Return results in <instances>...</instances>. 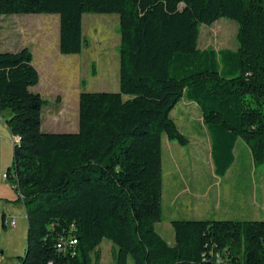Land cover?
<instances>
[{"label": "trees", "instance_id": "1", "mask_svg": "<svg viewBox=\"0 0 264 264\" xmlns=\"http://www.w3.org/2000/svg\"><path fill=\"white\" fill-rule=\"evenodd\" d=\"M39 14L60 16L65 56L86 46L84 15L120 17V90L82 92L76 133L42 132L33 53L1 50L3 17ZM221 19L237 23L238 48L201 50V27ZM184 99L201 111L216 176L240 141L264 163V0H0V114H12L6 124L20 138L12 184L29 221L19 264H99L104 240L115 264H210L226 249L229 264H264V221H173L174 245L156 230L162 139L189 144L171 118ZM63 237L78 244L59 251Z\"/></svg>", "mask_w": 264, "mask_h": 264}, {"label": "rangeland", "instance_id": "2", "mask_svg": "<svg viewBox=\"0 0 264 264\" xmlns=\"http://www.w3.org/2000/svg\"><path fill=\"white\" fill-rule=\"evenodd\" d=\"M82 23L86 43L83 52L65 56L59 50V15L3 17L2 52L17 53L29 48L33 53V64L40 74V83L31 90L47 102L43 110V133L78 132L82 92L116 93L120 90L119 15L86 14ZM237 33L236 22L221 19L212 26L201 27L198 46L201 50L210 47L236 50ZM4 114L6 119L12 116L10 112ZM171 118L188 138L189 145L182 147L170 142L166 136L162 139L164 217L156 225L157 232L167 242H173L175 233L170 226L173 218L264 221V163L255 165L248 146L240 141L233 169L226 177L220 178L214 172L209 139L205 136L208 130L197 105L184 99L172 111ZM168 145H172L175 151L170 150ZM14 161V142L10 133V143L0 141V204L3 205L0 208V264H19V257L25 256L28 243L27 212L23 204L15 202L19 191L12 184L13 180H17ZM170 179L176 181L174 189L169 185ZM182 186H190L191 189L188 188L187 194L181 196L175 206L176 211L170 212L169 198L181 194ZM207 193L214 200L207 206L209 213L202 210L199 199ZM186 201L190 204L187 205ZM6 204L12 205L7 212ZM13 221L16 222L14 227L11 226ZM99 250V264H115V247L109 240H104ZM128 264H134L132 258H129Z\"/></svg>", "mask_w": 264, "mask_h": 264}, {"label": "crops", "instance_id": "3", "mask_svg": "<svg viewBox=\"0 0 264 264\" xmlns=\"http://www.w3.org/2000/svg\"><path fill=\"white\" fill-rule=\"evenodd\" d=\"M35 66V65H34ZM193 104V103H192ZM3 114V113H2ZM2 114H0V141H3L4 143H10V131H9V129H8V126H7V124H6V121H7V119H9L11 116L9 115V118H5V114L4 115H2ZM203 120V119H202ZM207 134L208 135H205L208 139H209V144H210V153H211V139H210V136H209V133H208V131H207ZM12 136V135H11ZM13 137V136H12ZM243 142V141H242ZM173 143H175V142H173ZM239 144H240V142H238L237 143V145H236V148H235V157H237L236 156V152H237V148H238V146H239ZM189 145V144H188ZM187 145V146H188ZM168 147L170 148V150H172V151H175L173 148H171L172 147V145H168ZM182 147H186V146H182ZM247 148H249V147H247ZM250 150V149H249ZM181 150L179 149V152H180ZM250 153H251V151H250ZM211 155V154H210ZM251 156H252V154H251ZM252 158V157H251ZM253 159V158H252ZM211 161H212V157H211ZM234 165H235V163H234ZM234 165L232 166V168L230 169V171L233 169V167H234ZM230 171L228 172V174L230 173ZM227 174V175H228ZM193 175H194V173H193ZM226 175V176H227ZM178 183H179V181H177ZM176 184V181H172V179H170V181H169V185H172V187H173V184ZM190 185V184H189ZM181 186V185H180ZM181 188V187H180ZM182 191L181 192H179V193H181V194H179L177 197H175V198H169V201H168V209H169V211L170 212H175L176 210H175V206L178 204V202L180 201V198H181V196H184V195H186L187 194V191H188V188H190L191 189V187L190 186H187V188L186 187H184V186H182ZM173 189H174V187H173ZM173 193H175V192H173ZM199 199H201V201H202V203H201V208H202V210H204L205 212H210V209H208L207 210V206L209 205V204H211V203H214V200L213 199H210V196H209V193H207V194H204L203 196H202V198H199ZM228 200H230V197H228ZM186 203H187V205L188 204H190V202L188 201H186ZM263 203H264V196H263ZM12 205H8V204H6L5 205V211L7 212V210H8V207H11ZM1 207H3V205H1L0 204V208ZM6 216V215H5ZM178 220H189L188 218H173L172 220H170V226H172V222L173 221H178ZM192 221H210V220H192ZM173 227V226H172ZM173 242H169L168 241V243L170 244V245H174L175 244V235H174V237H173Z\"/></svg>", "mask_w": 264, "mask_h": 264}, {"label": "built area", "instance_id": "4", "mask_svg": "<svg viewBox=\"0 0 264 264\" xmlns=\"http://www.w3.org/2000/svg\"><path fill=\"white\" fill-rule=\"evenodd\" d=\"M14 145L20 144V138L19 137H13ZM16 222L13 221L11 223V226H15ZM78 244V240L74 237H63L60 239V242L57 244V249L59 251H65L68 247L76 246ZM227 249L223 252H213L211 253V257L209 259L210 264H229ZM49 264H53V262H50Z\"/></svg>", "mask_w": 264, "mask_h": 264}]
</instances>
